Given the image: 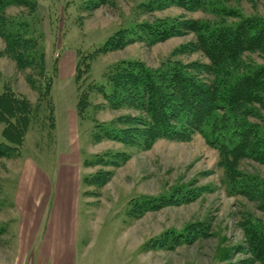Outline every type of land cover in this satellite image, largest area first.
<instances>
[{
	"label": "rangeland",
	"instance_id": "1",
	"mask_svg": "<svg viewBox=\"0 0 264 264\" xmlns=\"http://www.w3.org/2000/svg\"><path fill=\"white\" fill-rule=\"evenodd\" d=\"M36 1L37 10L31 22L36 36L40 34L42 38L40 46L48 74L42 77L38 65L32 70L18 69L14 60L5 54L6 45L0 38V93L2 80H6L33 103L43 90L45 77L53 79L55 84L51 88L52 99L64 104L71 98L69 87L76 86L74 81L54 78L58 60L66 51H78L81 55L98 51L119 30L131 29L142 22L154 25L176 19L221 21L207 10L188 11L176 6L151 12L158 0ZM216 2L234 11L236 17L228 18L229 24L248 16H264V0ZM27 13L23 7H10L6 15L20 18ZM195 41L194 34H186L154 45L138 42L98 54L92 60L86 84L92 81L105 84L107 68L122 60L142 62L154 71L173 66L170 62L190 65L199 68L191 74L207 81L211 78L204 69L210 61L202 52H192L190 45ZM242 63L246 67L262 65L264 56L248 53L243 55ZM29 79L35 86L29 84ZM92 102L88 116L80 119L82 154L85 161L95 160L101 165L87 167L86 172L98 180L109 173L112 178L105 186H83V193L87 194L79 205L77 264H259L251 263V256L239 248L245 244L243 222L249 216L264 220V212L259 209L262 203L251 202L232 192L225 170L220 166L219 152L203 133H195L185 140L160 138L149 149L109 138L95 145L92 133L97 131L96 124L100 137L107 130L127 129L133 122L131 118L147 119L144 113L126 106L112 109L101 94H93ZM261 115L264 119V111ZM126 119L132 121L125 125L122 122ZM41 125L46 123L35 121L31 125L21 156L0 160V232L13 219L12 204L27 161L48 172L57 160L59 149L51 146L52 132L43 133ZM3 127L0 122V143L4 141ZM237 165L241 173L264 181V165L252 160H241ZM159 200L166 206L153 210ZM195 228L200 229L197 234ZM5 237H0V262L4 260L7 264L8 257L3 256V252L7 253L4 241L15 240ZM189 239L193 241L189 243Z\"/></svg>",
	"mask_w": 264,
	"mask_h": 264
},
{
	"label": "trees",
	"instance_id": "2",
	"mask_svg": "<svg viewBox=\"0 0 264 264\" xmlns=\"http://www.w3.org/2000/svg\"><path fill=\"white\" fill-rule=\"evenodd\" d=\"M154 5L151 12L176 6L188 11L207 10L221 21L176 19L154 25L142 22L131 29L119 30L107 40L103 49L87 55L77 51L74 79L80 117L86 118L88 109L93 107L92 95L101 94L112 109L126 106L144 113L147 120L130 117L133 122L128 119L122 122L125 125L131 122L127 129L122 132L107 130L100 137L96 124L97 131L92 133L95 143L109 138L139 149H149L160 138L185 140L195 133H203L219 152L220 166L225 170L232 192L236 191L251 202L262 203L259 209L264 212V181L258 176L241 173L237 165L241 160L264 165V119L261 115L264 111V64L246 67L242 63L243 55L248 53L264 56V16H248L229 24L227 19L236 17L234 11L219 6L216 0H158ZM10 7H23L29 13L26 17H9L6 12ZM36 10V0H0V38L6 45L5 54L14 60L18 69L32 70L38 65L40 70H37L44 77L48 72L40 46L42 38L40 34L36 36L31 22ZM186 34L196 36L195 43L190 45L192 52L200 51L209 59L210 65L204 72L211 79L200 80L190 73L199 68L190 65L170 62L173 66L154 71L142 62L122 60L107 68L105 84L98 85L94 81L86 84L92 60L98 54L138 42L154 45ZM57 76L58 67L54 78ZM2 81L0 122L4 124V141L0 143V160L21 156L26 135L35 121L46 123L40 127L43 132H52L55 128V106L51 95L53 79L43 78L44 87L35 103L18 93L6 80ZM29 84L35 86L32 79ZM36 112L39 115L34 117ZM253 119L257 122H252ZM97 165L101 163L86 161L89 168ZM111 178V173L100 180L88 174L84 185L105 186ZM159 201L153 210L166 206L165 202ZM242 229L245 244L239 250L251 256V263L264 264V220L249 216ZM199 231L194 229L196 234ZM191 241L189 239V243Z\"/></svg>",
	"mask_w": 264,
	"mask_h": 264
},
{
	"label": "crops",
	"instance_id": "3",
	"mask_svg": "<svg viewBox=\"0 0 264 264\" xmlns=\"http://www.w3.org/2000/svg\"><path fill=\"white\" fill-rule=\"evenodd\" d=\"M77 59V51L60 56V80L75 84ZM69 88L72 96L64 104L53 98L55 128L51 146L59 149L54 166L46 172L30 160L20 173L12 204L13 219L0 232V237L15 240L3 243L7 264H77L79 205L88 173L82 154L77 89L75 85ZM92 143L101 144L93 139ZM0 264H5L4 260Z\"/></svg>",
	"mask_w": 264,
	"mask_h": 264
}]
</instances>
